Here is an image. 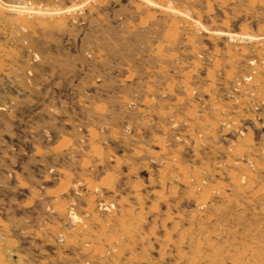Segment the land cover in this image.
Returning a JSON list of instances; mask_svg holds the SVG:
<instances>
[{
	"label": "rangeland",
	"instance_id": "1",
	"mask_svg": "<svg viewBox=\"0 0 264 264\" xmlns=\"http://www.w3.org/2000/svg\"><path fill=\"white\" fill-rule=\"evenodd\" d=\"M0 264H264V0H0Z\"/></svg>",
	"mask_w": 264,
	"mask_h": 264
}]
</instances>
